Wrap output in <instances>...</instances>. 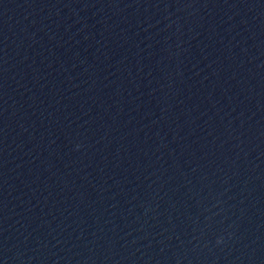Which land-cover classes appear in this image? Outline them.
<instances>
[{"label":"water","instance_id":"95a60500","mask_svg":"<svg viewBox=\"0 0 264 264\" xmlns=\"http://www.w3.org/2000/svg\"><path fill=\"white\" fill-rule=\"evenodd\" d=\"M0 264H264V0H0Z\"/></svg>","mask_w":264,"mask_h":264}]
</instances>
